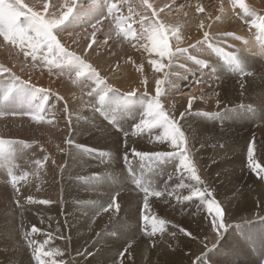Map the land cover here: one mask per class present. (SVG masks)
Segmentation results:
<instances>
[{
  "label": "rangeland",
  "instance_id": "obj_1",
  "mask_svg": "<svg viewBox=\"0 0 264 264\" xmlns=\"http://www.w3.org/2000/svg\"><path fill=\"white\" fill-rule=\"evenodd\" d=\"M43 1L48 2L52 19L64 0ZM92 1L68 0L70 14L50 24L38 14L40 18L33 16L28 0H0V86L15 76L30 86L26 95H31V88L39 85L41 91L31 103L34 109L42 106L35 115H29L20 106H11L9 98L0 100V122L12 126L3 135L15 128L11 123L14 118L28 122L29 131L16 128L11 136L15 138L2 139L12 142L9 150L13 153L0 160V181L6 182L0 185V264H119L121 255L123 264H264V50L247 65L243 46L236 49L227 42L239 40V30L229 27L228 33L214 35L206 46L214 49L212 56L218 61L201 58L195 46L174 54L175 61L167 70L176 68L181 77L189 79L177 86L172 83L175 91L171 97L165 92L147 93L139 86L114 88L103 79L108 83L110 79L114 83L120 80L122 62L115 61L104 77L98 66L110 64L115 53L125 47L135 49L137 36L149 32L148 24L143 18L123 23L120 29L127 35L121 34L114 41L107 37L109 27L94 10L122 1L117 17L123 18L127 10L141 13L145 0ZM214 1L198 0L203 11L194 18L200 21L206 12L212 13L217 8ZM220 1L223 6L230 4ZM162 3L161 17L180 19L196 1ZM253 10L244 11L240 17L254 21L263 14ZM231 17L236 18L235 14ZM240 17L235 24L240 22L242 29L247 28ZM129 23L135 25L129 27ZM86 31L93 33L88 47L81 33ZM257 39L263 49L264 36ZM83 51L94 61L81 57ZM192 60L205 65L190 68V63L195 65ZM159 66L166 69V63ZM25 69L30 73L26 77ZM32 70L42 76H33ZM141 72L142 81L152 79L148 70L142 68ZM43 75L49 81L45 87ZM55 80L59 88L53 87ZM1 90L5 89L0 88L2 98ZM190 104L191 110L181 119L180 114ZM10 110L15 111L7 112ZM136 123L138 128L133 130ZM184 134L201 184L188 179L183 170L177 171L178 157L141 160L132 152L181 153ZM250 141L254 142L250 145ZM181 180L212 193L207 199L221 207L217 223L223 222L226 230L213 228L212 216L218 211L214 202L201 204L198 197L177 200V195L191 194L188 188H177ZM144 188L149 190L147 195ZM174 188L175 195L169 197ZM153 190L162 195L154 196ZM114 196L119 210L107 211V205L114 204ZM48 202L50 206H45ZM218 232L222 234L217 240Z\"/></svg>",
  "mask_w": 264,
  "mask_h": 264
},
{
  "label": "bare ground",
  "instance_id": "obj_2",
  "mask_svg": "<svg viewBox=\"0 0 264 264\" xmlns=\"http://www.w3.org/2000/svg\"><path fill=\"white\" fill-rule=\"evenodd\" d=\"M28 1L31 3V5L28 6V8H30L32 10V12L31 11L30 12L33 14V16H35V17L37 16V18H40L41 17V19L45 20V21H43L44 23H50L51 24L52 21L54 22L55 20H57L56 22H60V21L63 20L64 16L66 14H70V11H71V10H68L69 5H70L69 2H68V0H64L62 2V4L58 7V10H59L58 15L51 19V18H49L51 16V10H50V8L48 6V2L46 0H45L46 2L43 1L44 3L41 0V2L43 4L42 3H39L40 0H38V3L35 2V0L34 1L28 0ZM94 1H92V2H94ZM194 1H196V3L193 5L194 8L192 9L190 7L189 11L187 13L182 14V17H180V19H177L176 17H173V16L172 17H169V15H166V16H163V17L160 16V11L163 8L162 0H145L144 1V5H142L143 8H142V12L141 13H140L141 10H139V12H136V13H133L132 10L131 11L127 10V11H125V13L127 14V16H125L123 18L117 17V14H118V11L117 10L120 7L122 8V4H123L122 1H121V3H119V5L118 4H115V5H107V4H105V5H103V9H101V10H99V8L95 9L94 11H97L98 12L97 18H102L103 25H107L109 27V29H107V32L110 31V35L107 36V37H110V39H113L114 41H116L117 38H120V35L121 34H123V36H126L127 35V31H123L120 28L122 27V24L123 23L132 22L134 19L143 18L144 20H146L147 21V24H148V31H149L147 34L140 33V35L137 36V38H138L137 40L138 41L137 42L135 41V44L133 45L135 47V49L128 50L125 47V48H123L120 51V53H115V55L111 58L112 59V62L110 64L107 63L106 65H99L98 66V68L102 71L103 77H104L105 74H107V76L109 75L108 74L109 73L108 70L111 67L115 66V61L116 62H122L121 73L123 74V76L120 77L121 79L120 80H115V83L116 84L110 78H109L110 79V82L109 83L107 81L108 79L107 80L106 79L105 80L103 79V81L106 84H109V85H111V87H114V88H120L121 89L122 86H126V87L128 86L130 88H133L135 86L136 89H139V87L140 88L143 87V90L145 92L148 91L147 93H149V92H152V93H154V92H157V93L163 92V94H164V92H165V96L166 97H168L169 95H170L169 97H171V93H173L175 91V90L173 91V87L172 86L173 85H176L177 86L178 84L182 83L183 79H187V80L189 79L186 76L185 77L184 76L181 77V72H178L179 70H177L176 68H173L172 70H170V69L167 70V66L169 64H171L173 61H175L174 54L176 56L180 51L189 50L193 46H195L197 48V51L199 52L201 58L203 57V58H206V59H209V60L212 59L211 61H218V58L216 56H214V57L212 56L213 55V52H214V49H206V46H208V45H210L212 43L213 38H214V35H218V34H220L222 32L223 33H225V32L228 33L229 27L230 28L231 27H234L233 28L234 30L235 29H238L239 30L238 33H237V38H239V40L238 39L236 40V38H235V39H232V41H227V42H231L233 44V48H236V49L243 46L244 52L246 54V55H244V57L248 60V62H246V63H248L247 65H251V64H253L255 62V59L257 58L255 56H258L259 57V55H257V53L258 54L260 53V56H262L261 54H262L264 48L262 49L258 45V39L257 38L260 37L261 35L264 36V0H227L226 2L229 1L230 4H227V5H224V6L222 5V2L220 0H215L214 2L216 3L217 8H215V10L212 13H209L208 14L206 12V15L207 16L204 17V18L201 17L200 21H198L199 20L198 18L196 19L194 17H195V15L198 16V17H200L201 16V11H203L202 10L203 8H202L201 5H198V0H194ZM102 3H105V1L102 0ZM196 5H197V8H195ZM248 5H250V8L247 7ZM97 7H98V5H97ZM220 7H221V10H220ZM253 9L254 10L259 9V10L262 11L263 14L261 16L254 17V18H256L254 21L253 20L251 21L247 17H246V19H242L240 17L242 15L241 13H243L244 11H246V10H253ZM193 10L197 11L198 14H195ZM94 11H92L91 16L88 19H91L92 18V14L94 13ZM37 14L40 15V17ZM106 14H110V15L113 14V16L111 15L110 18H104V16ZM233 14H235V17L236 18H232L231 17ZM45 15H47V17ZM247 15L248 14H246V16ZM239 17H240L241 22H245L244 25H247V28L242 29L240 22L239 23L237 22L239 24V26H237V24H235V22L239 20ZM26 18H27L26 19V23L28 22L30 24L31 23L30 18L29 17H26ZM56 22H54V23H56ZM232 22H234V23H232ZM130 25H135V24L134 23H129L127 26L131 27ZM31 27H33V25ZM1 29H3V27ZM34 29H33V32H34ZM35 30H38V29H35ZM90 30H93V29H90ZM231 30H232V28H231ZM38 31L40 32V30H38ZM95 31H97V29H94L93 30V33H95ZM81 33H82V36L85 37V39H84V40H86V43L85 44L88 47L89 42H90V38H91V34H93V33H91V31H86L84 33L83 32H81ZM86 34H90V35H86ZM43 35H44V33H43ZM18 36H19V34H18ZM19 37H21V36H19ZM26 37H27V35H26ZM18 40L19 39H17V41ZM261 46H262V44H261ZM84 47L85 46H83L82 48H84ZM217 51H218V49H217ZM233 52L234 53H237L236 50L233 51ZM60 54H62L64 56V52L60 51ZM82 55L86 56L85 51H83V53L80 54L81 57H83ZM90 56H91L90 58L88 56H86L85 58L88 57L89 59H92V61H94L93 58H92V55H90ZM197 60H199V59H197ZM195 61L196 60H192V62H194V63H195ZM160 63H162V64H165L166 63V69H165V67L161 69L160 66H159ZM9 64H11V63H9ZM190 64H191L190 65V68L192 66H197L198 64H200V66H201V61H197L195 63V65L192 64V63H190ZM156 65H158L159 67H156ZM147 66H148V69H147ZM11 67L12 66L10 65V68ZM142 68L144 70H148L149 72H151L152 79L150 81H147V80L146 81H142L141 75H140V73H142L141 72V69ZM32 71L33 72H31V74H33V76H35L37 78L42 76L39 71H35V70H32ZM26 72L27 71L25 69L24 77H26L27 74H30V73H28L29 71L27 73ZM98 75H100V74H98ZM112 75L113 74H110V77ZM43 77H44V75H43ZM114 77H115V75H113L112 78H114ZM39 80L41 82V79H39ZM187 80H185V81H187ZM11 83H12V81H9V84H5L4 85L5 87L4 86H2V87L6 90ZM56 83H58L57 80L54 81L53 87H55V88L58 87L59 88V85H57ZM172 83H173V85H172ZM48 84H49V81H47L46 80V77H44V83L42 84V87L43 86L45 87ZM2 87L0 86L1 89H2ZM40 88H41V86L39 87V85H37V89L40 90ZM28 90L29 89L25 90V95L28 93ZM60 90H62V88H60ZM1 93H5V92H2V90H1ZM3 96H4V94H3ZM8 98H9V100L8 99L7 100L10 101L9 104L11 103L10 104L11 106H20V108L23 109V111L26 114L35 115L34 111L29 110L28 104L27 103H24L25 101H24V99L22 97H18L15 93H13ZM263 98H264V96H263ZM3 101H5V100H3ZM6 104H7V102H6ZM6 104L4 106H6ZM210 104H211V102H210ZM34 108L35 107L33 106V109ZM12 121L13 122H11V123H13L14 125H16L15 128H13V131L11 130L12 132H14V129L19 128V129L23 130V132L25 131L26 133H29V131H28V122H25L24 120H23L24 122H17V121H21L20 118H19V120L16 119V118H14V119H12ZM207 126H209V125H207ZM7 128H12V126L8 122H0V136H2V138L0 137L1 140L4 139V138H6V137L7 138L8 137H10V138H15L16 137V136L11 137L13 134H15V133H12V132H11V134L9 133V135L4 136L3 134H5V133H3V132L4 131H8ZM19 134H21V133L18 132V136H19ZM12 151H14V150H12ZM29 151H30V149H29ZM11 153H13V152H11ZM226 157H228V156H226ZM6 161H7V159H6ZM2 163L4 164L5 162L3 161ZM37 165H39V164H37ZM230 165H231V163H230ZM41 167H40V169H41ZM226 167L227 166L225 165V168ZM7 169L10 171L11 168L10 167L9 168L7 167ZM229 169H231V167ZM30 170H32V169H30ZM30 173L31 172H28L29 177L31 178L33 175L30 176ZM42 173H44V172H42ZM42 173H40V175ZM46 173H48V172H46ZM8 174H10V173L8 172ZM44 176H45V178H47L46 177V174ZM37 177H38V174H37ZM9 178H12V177H9ZM35 179H36V177H35ZM21 180H22V178H21ZM26 180L28 181L27 178H26ZM3 181H0V185H4L3 184ZM28 184L29 183H27V185ZM30 185L31 184H29V186ZM29 188H31V187H29ZM5 189L6 188L4 187L3 190H5ZM32 190H34V189H32ZM22 192H24V190ZM31 194H32V192H31ZM20 197H21V195H20ZM36 197H37V195H36ZM171 200H173V199H171ZM167 201H168V199H167ZM1 202H2V199H1ZM171 258H173V256Z\"/></svg>",
  "mask_w": 264,
  "mask_h": 264
},
{
  "label": "snow or ice",
  "instance_id": "obj_3",
  "mask_svg": "<svg viewBox=\"0 0 264 264\" xmlns=\"http://www.w3.org/2000/svg\"><path fill=\"white\" fill-rule=\"evenodd\" d=\"M201 63H202V66L205 65V62H201ZM10 80L12 81V83L5 90L4 96L2 98H0V100L7 99L11 94L15 93L18 97L25 98V102L28 104L29 110L35 111V110H40L42 108V106H36V109H33L32 103H31V101L33 99H35V94L37 92H40L41 90L31 88V95H25V90L28 89L30 86L26 82L20 81L19 78L15 77V76H12ZM191 104L189 105V108L186 109V111L184 113L180 114L181 119H183L184 116L186 115V113L191 110ZM14 111L15 110H10L7 112H14ZM141 118H143V117H141ZM138 125H139V123L134 124L133 130L137 129ZM181 132L183 133L182 130H181ZM132 134L135 135V134H137V132L132 131ZM183 140H184V151L181 153H177L175 151V152H173V155H165L164 153H160L158 155L153 154V153H147L146 154L142 151H137L135 149H133L132 152L135 156L139 157L141 160L148 159V160L163 161L166 158L167 159H175L178 157L179 158V166L177 168V171L183 170V172L188 174V179L196 181L197 184H201V183H203V181H201L200 177L197 175V167H196L194 161L190 157V150L185 147V144H186L185 134L183 136ZM11 143H12L11 141L0 140V160L4 159L6 157H11V152L9 150V145ZM21 143H23V142H21ZM67 143H71V141L69 140ZM171 143L172 142H170V144ZM249 143L251 145L253 142L250 141ZM179 147H180L179 145H176V148H179ZM261 178L264 179V177H261ZM135 183L138 186L140 185L139 180H136ZM177 188H181V189L182 188H188L191 192L190 195H185L182 198L179 195H177L176 196L177 200L182 199L183 201H190L193 197H198L201 204L207 205L208 201L214 202V205L218 211L215 213V215L212 216L213 228L226 230L227 226L223 222L217 223V221L220 220V218L222 216L221 208L218 205H216L215 200H208L207 199V196L212 195V193L207 188L201 190L199 187H193L192 185H186L183 180L180 181L179 185H177ZM143 190H144L145 195H147L149 190L147 188H144ZM153 192L155 193L154 196H156V197H160L162 195L161 191L153 190ZM175 192H176V189L174 188L168 192V195L172 196ZM113 201H114V204L107 205V207H106L107 211L110 209H115L117 211L119 210V203H118L115 196L113 197ZM28 202L32 203L34 201L29 200ZM145 203L146 202L144 201V207H145ZM50 204H51V202H48L44 205L50 206ZM207 211H208V213H212L208 210V208H207ZM32 227L35 228L36 226H32ZM180 230L183 233H186L188 236L192 235L186 229L181 228ZM221 234H222L221 232L217 233V240L219 239ZM25 235H27V233H25ZM46 236H47V234H46ZM129 247H130V245H129ZM124 251L126 252V249ZM119 264H123V255H121V257H120ZM194 264H197V261H195Z\"/></svg>",
  "mask_w": 264,
  "mask_h": 264
},
{
  "label": "crops",
  "instance_id": "obj_4",
  "mask_svg": "<svg viewBox=\"0 0 264 264\" xmlns=\"http://www.w3.org/2000/svg\"><path fill=\"white\" fill-rule=\"evenodd\" d=\"M3 184L6 185V182L5 183L3 182Z\"/></svg>",
  "mask_w": 264,
  "mask_h": 264
}]
</instances>
